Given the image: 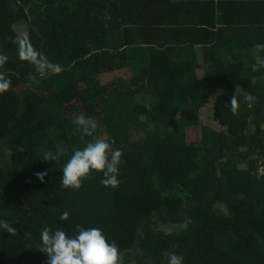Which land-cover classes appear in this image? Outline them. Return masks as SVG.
I'll use <instances>...</instances> for the list:
<instances>
[{"label":"trees","instance_id":"16d2710c","mask_svg":"<svg viewBox=\"0 0 264 264\" xmlns=\"http://www.w3.org/2000/svg\"><path fill=\"white\" fill-rule=\"evenodd\" d=\"M229 1L0 0V74L11 79L0 94V222L16 229L0 227V264H46L45 226L98 227L125 264H169L173 254L183 264H264V35L242 23L264 15L256 0ZM21 22L26 52L61 74L41 77L20 58ZM125 69L127 80L99 79ZM208 107L221 130L203 126L189 143ZM78 113L121 151L118 188L97 173L78 191L60 185L63 165L93 139L76 132ZM58 150L60 160H41Z\"/></svg>","mask_w":264,"mask_h":264},{"label":"clouds","instance_id":"9594fccd","mask_svg":"<svg viewBox=\"0 0 264 264\" xmlns=\"http://www.w3.org/2000/svg\"><path fill=\"white\" fill-rule=\"evenodd\" d=\"M28 41L27 34L20 40L21 48L19 56L27 59L34 66L36 73L41 77L49 74L59 75L63 68L59 63H53L48 57L40 52L32 50L26 52L23 45ZM7 62V56L0 54V64ZM264 64V61L261 62ZM255 70V66H254ZM11 86V79L0 74V94L7 91ZM245 99L251 101L254 97L246 95ZM237 98L234 94L230 101L233 114L237 109ZM72 123L76 132L82 137H93L82 149H76L62 168L60 185L64 189L78 191L82 187V181L92 173L102 176L100 183L105 188L116 189L120 185L119 164L121 151L113 149L112 144L105 139L97 138L94 133L97 123L91 118L85 117L83 113L73 114ZM63 152L55 153L46 151L42 154L44 162L58 161ZM46 173H37V179L42 183ZM62 221L68 219V213L63 212L60 216ZM0 227L10 235H14L16 229L10 227L6 222H0ZM44 254L46 264H119V250L114 242H109L103 231L98 227L81 228L77 226L74 235H68L63 229L45 226L40 233V249ZM169 264H183V256L173 254Z\"/></svg>","mask_w":264,"mask_h":264},{"label":"rangeland","instance_id":"374dc122","mask_svg":"<svg viewBox=\"0 0 264 264\" xmlns=\"http://www.w3.org/2000/svg\"><path fill=\"white\" fill-rule=\"evenodd\" d=\"M16 32L19 34V36L23 37L24 34H27L29 32V26L26 22H21L15 26ZM205 70L200 69L198 71V76L204 77ZM131 77V70L125 69L122 71H118L115 73H109L104 74L100 76V81L102 84H108L112 81H115L118 78H121L123 80H127ZM221 94L215 95L211 102L214 103L218 96ZM207 126L211 129H214L216 131H220L221 127L217 121H215L214 113L212 111L211 107L205 108L201 110L199 116H198V123L194 126H191L187 129V140L189 143H193L196 141L201 140L202 136V127ZM261 171H264V168H261ZM125 258L123 256H120L119 264H125Z\"/></svg>","mask_w":264,"mask_h":264},{"label":"crops","instance_id":"0c3cea01","mask_svg":"<svg viewBox=\"0 0 264 264\" xmlns=\"http://www.w3.org/2000/svg\"><path fill=\"white\" fill-rule=\"evenodd\" d=\"M229 1V0H227ZM235 1V0H234ZM241 1V0H240ZM257 3L260 4L261 7H259L257 10H259V14H263L264 15V0H256ZM227 3V7L228 8H234V4L233 2H226ZM225 5H223V8L220 12L219 15H223V12L225 13L224 11V7ZM223 11V12H222ZM248 18V17H247ZM242 21V23L244 25H249L250 26V30L252 31V33L254 34L253 36H260L261 34L264 35V16L262 17V20H259L257 17H251V19H247ZM217 25V28L215 29V31L219 32V30L221 29L222 27V24L220 25V22L217 21L216 23ZM263 29V30H262Z\"/></svg>","mask_w":264,"mask_h":264}]
</instances>
